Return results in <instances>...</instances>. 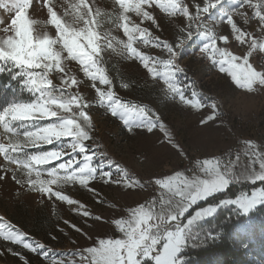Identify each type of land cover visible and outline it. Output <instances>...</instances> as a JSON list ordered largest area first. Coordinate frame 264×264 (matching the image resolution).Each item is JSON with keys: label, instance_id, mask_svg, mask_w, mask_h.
I'll use <instances>...</instances> for the list:
<instances>
[{"label": "snow or ice", "instance_id": "1", "mask_svg": "<svg viewBox=\"0 0 264 264\" xmlns=\"http://www.w3.org/2000/svg\"><path fill=\"white\" fill-rule=\"evenodd\" d=\"M33 3L34 0H0V9L10 14L7 20L0 17V73H11L12 79L19 81L20 90L32 97L27 101L14 97L0 109V156L4 161L0 164V181L10 173L16 184L69 205H79V201L57 190L65 184L78 183L94 192L89 182L97 178L104 184H123L129 189L140 183L119 164L118 179H112V171L105 170L106 164L110 168L115 162L105 160L106 153L94 142V124L88 111L91 102L80 90L83 81L73 71V64L91 82L96 103L106 106L112 116H119L130 132L137 128L154 134L159 129L167 144L192 165L186 171L154 178L158 196L129 207L126 216L111 221L119 237L100 238L92 246L74 250L78 259H69L67 264H185L182 253L190 243L196 246L217 238L212 233L202 235L196 231L204 218L213 216L224 205L234 206V212L243 216L264 205V150L259 144L243 141L246 164H241V152L235 158L230 152L204 158L188 156L153 109L118 97L105 60L107 52L138 61L148 75L163 81L166 97L199 110L205 104L194 86L182 85L177 79V74L184 71L178 63L180 50L195 35L206 41L200 52L221 73H227L237 88L248 93L258 91L264 88V66H254L250 57L264 53V0H240L237 7L229 6L228 10L224 0H112L111 10H102L95 0H36V11L30 14ZM153 6L174 21L182 19L183 23L176 24L173 38L162 39L152 28L142 26L150 22L155 29L162 27L150 11ZM45 9L46 19L36 18ZM225 21L230 33L218 34L213 26ZM253 21L255 28L249 31ZM117 31H122L126 39L115 34ZM230 36L247 46L241 54L218 46V41L227 43ZM156 50L158 54H150ZM56 78L58 83L54 82ZM121 87L127 89L130 83L122 82ZM190 87L191 98L185 94ZM208 107L212 113L200 120L205 126L217 119L216 103ZM44 145L53 147L44 150ZM97 158L99 163L95 162ZM243 182H259V186L253 187L250 194L244 192L200 207L187 222H182L198 202ZM83 216L89 217L90 213L83 211ZM93 219L100 221L102 216ZM71 226L81 231L75 224ZM0 237L45 260L54 251L4 223H0ZM7 252L29 264L20 251L8 248ZM51 264L65 261L53 256Z\"/></svg>", "mask_w": 264, "mask_h": 264}, {"label": "rangeland", "instance_id": "2", "mask_svg": "<svg viewBox=\"0 0 264 264\" xmlns=\"http://www.w3.org/2000/svg\"><path fill=\"white\" fill-rule=\"evenodd\" d=\"M89 2L91 3L92 0ZM239 2L240 0H224L225 10H228L229 6L237 7ZM95 3L102 10H111L113 7L112 0H95ZM36 7L34 0L30 14L36 11ZM150 11L157 17L162 27L155 29L150 22H145L142 26L152 28L162 39L173 38L176 24L183 23L182 19L174 21L155 6ZM9 15L0 9V17L7 20ZM36 18L46 19V9L42 13H37ZM136 19L139 22L138 18ZM205 19L207 20L208 17L206 16ZM105 27L110 26L105 25ZM213 28L218 34H229L231 31L226 21L214 25ZM254 28L255 21L248 26V30L253 31ZM115 34L126 39L122 31H117ZM205 42L203 37L194 35L180 50L178 59L184 71L177 74V79L182 85L194 86L198 98L205 104V107L199 110L181 104L178 99L166 97L163 81L159 78L153 79L138 61L127 60L122 56L106 52V67L113 79L114 91L118 97L122 101L146 104L153 109L171 132L174 141L186 150L188 156L204 158L210 154L222 155L230 152L232 158H235L236 153L241 152V164H246L247 158L242 155L243 141L252 140L264 150V88L252 93L237 88L227 73H221L219 68L200 52ZM218 46H227L230 51L238 55L247 47L241 46L232 36L227 43L218 41ZM142 50L149 51L144 48ZM158 52L159 50H156L150 54L155 55ZM250 62L254 66H264V53L258 55L254 53L250 57ZM73 71L78 79L83 81L80 90L91 102L88 111L94 124L91 132L94 142L100 145V151L106 153L105 160L115 162L110 168L106 164L105 170H111L112 179H118L120 173L116 171V164H119L130 178L138 179L140 183L129 189L123 184H104L97 178L89 182V188L95 189L94 192L81 187L78 183L65 184L57 189L79 201V205H83L81 208L79 205H69L66 201H60L55 197L50 200L44 194L32 192L16 184L9 173L6 179L0 181V218H2L0 223L24 231L32 241L44 243L54 251L50 253L49 259L45 260L38 254L31 253L20 245L4 241L0 237V252L3 253L0 255V264H23L17 256L7 252L8 248L20 251L28 259L29 264H51L53 256L56 259H63L65 264L69 259H78L74 250L92 246L93 242L100 238L119 237V230L111 223L113 219L126 216L129 207L146 203L153 196H158L159 189L154 184V178L172 174L176 170L186 171L192 166L189 159L181 158L178 151L167 144L159 129L154 130V134H148L145 130L137 128L130 132L119 116H112L106 106L96 103L95 90L90 87L91 82L79 72L78 65L73 64ZM54 82L58 83V78L54 79ZM122 82L130 83V87L122 88ZM192 91V87L188 88L186 96L191 98ZM17 96L26 101L32 98L30 93L20 90L19 81L12 79L11 73H0V109ZM211 103L217 105L215 110L217 119L208 122L205 126L200 120L212 113V109L208 107ZM52 147L53 145L43 146L44 150ZM95 162L99 163V158ZM2 163H4L3 157L0 156V164ZM2 172L3 170L0 169V174ZM231 198L235 197L224 199ZM216 203L218 201L211 204ZM208 204L196 207L191 215ZM228 207L234 206L219 207L213 216L199 222L196 231L201 232L202 235L210 233L204 222ZM83 211H88L90 216L84 217ZM97 215L102 216L100 221L93 219ZM189 216L185 215L182 222H187ZM244 217L236 224L237 233L249 237V240L259 246L263 245L257 250L260 252L259 248H262L264 251V205L257 206ZM73 224L81 229L79 233L71 226ZM194 247L190 243L182 253L185 264L188 260L187 252ZM150 263L149 261L148 264Z\"/></svg>", "mask_w": 264, "mask_h": 264}, {"label": "trees", "instance_id": "3", "mask_svg": "<svg viewBox=\"0 0 264 264\" xmlns=\"http://www.w3.org/2000/svg\"><path fill=\"white\" fill-rule=\"evenodd\" d=\"M257 186H259V182L256 185L251 183L230 185L224 193L216 194L215 197H210L206 201H200L186 216L191 215L198 206L227 197H236L244 192L250 194L251 189ZM233 208L222 209L215 217L204 222V226L217 238L208 239L187 252L186 264H264V251L262 248H259L260 252L257 250L263 245L259 246L249 240V237L237 233L236 224L245 217L238 215Z\"/></svg>", "mask_w": 264, "mask_h": 264}]
</instances>
